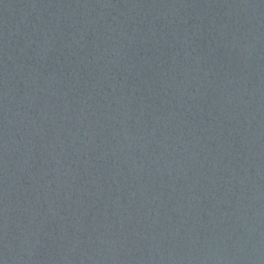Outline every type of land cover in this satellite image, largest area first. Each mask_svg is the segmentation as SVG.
I'll list each match as a JSON object with an SVG mask.
<instances>
[{
  "label": "water",
  "instance_id": "95a60500",
  "mask_svg": "<svg viewBox=\"0 0 264 264\" xmlns=\"http://www.w3.org/2000/svg\"><path fill=\"white\" fill-rule=\"evenodd\" d=\"M0 264H264V0H0Z\"/></svg>",
  "mask_w": 264,
  "mask_h": 264
}]
</instances>
